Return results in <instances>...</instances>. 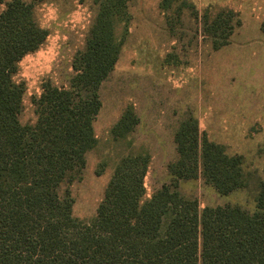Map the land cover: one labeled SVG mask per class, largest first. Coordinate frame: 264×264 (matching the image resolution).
<instances>
[{"label":"trees","instance_id":"obj_1","mask_svg":"<svg viewBox=\"0 0 264 264\" xmlns=\"http://www.w3.org/2000/svg\"><path fill=\"white\" fill-rule=\"evenodd\" d=\"M95 2L69 85L43 84L34 125L19 120L22 89L12 74L46 32L34 21L32 2L9 0L0 11V264H264L263 186L252 210L200 208L177 189L178 180L197 178L224 195L247 186L241 156L210 140L193 116L174 132L171 184L145 197L149 156L127 153L115 164L95 214L89 220L73 216L68 184L79 178L96 144L99 86L114 67L129 19L127 0ZM176 2L177 18L185 7L198 18L191 1L161 0L160 7ZM200 22L215 49L230 42L240 23L237 12L213 5L203 9ZM260 28L264 33V22ZM137 123L128 105L110 133L127 137Z\"/></svg>","mask_w":264,"mask_h":264},{"label":"rangeland","instance_id":"obj_2","mask_svg":"<svg viewBox=\"0 0 264 264\" xmlns=\"http://www.w3.org/2000/svg\"><path fill=\"white\" fill-rule=\"evenodd\" d=\"M9 0H0V11ZM33 4L36 25L46 38L17 63L12 80L22 89L19 120L34 125L35 102L44 83L67 87L72 61L84 48L97 12L95 0H24ZM181 1V0H180ZM177 18L161 0H127V32L118 58L99 86L101 107L93 121L96 144L85 154L79 178L68 184L72 214L89 220L96 212L117 161L127 153H146L145 197L171 184L168 164L176 159L174 132L188 116L199 130L242 159L247 186L219 194L202 179L178 180V191L200 208L240 205L252 210L264 187V0H187ZM208 5L237 12L240 23L230 42L214 49L201 30ZM122 29V24L119 30ZM173 29V31H171ZM138 123L124 138L110 129L126 106Z\"/></svg>","mask_w":264,"mask_h":264},{"label":"crops","instance_id":"obj_3","mask_svg":"<svg viewBox=\"0 0 264 264\" xmlns=\"http://www.w3.org/2000/svg\"><path fill=\"white\" fill-rule=\"evenodd\" d=\"M215 49V48H214ZM217 49H219V48H217ZM216 50V49H215Z\"/></svg>","mask_w":264,"mask_h":264}]
</instances>
